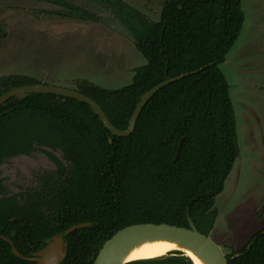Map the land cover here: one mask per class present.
I'll use <instances>...</instances> for the list:
<instances>
[{"label": "trees", "instance_id": "16d2710c", "mask_svg": "<svg viewBox=\"0 0 264 264\" xmlns=\"http://www.w3.org/2000/svg\"><path fill=\"white\" fill-rule=\"evenodd\" d=\"M59 16L97 22L119 17L136 38L145 63L130 83L106 89L87 79L74 89L92 98L117 129H125L140 96L166 78L192 72L158 89L134 129L115 136L84 102L29 93L0 104V164L41 150L55 169L35 173V184L8 194L0 179V235L26 257L52 236H64L60 264H92L117 230L138 223H166L209 235L223 190L239 153L224 62L244 22L241 0H164L153 21L124 0H40ZM42 83L25 75L0 76V94ZM111 140V141H110ZM182 140L178 155L175 153ZM60 153V158L54 152ZM228 264H264V227L225 253ZM0 264H35L11 253L0 238ZM124 264H192L181 252Z\"/></svg>", "mask_w": 264, "mask_h": 264}, {"label": "rangeland", "instance_id": "374dc122", "mask_svg": "<svg viewBox=\"0 0 264 264\" xmlns=\"http://www.w3.org/2000/svg\"><path fill=\"white\" fill-rule=\"evenodd\" d=\"M124 1L157 21L164 0ZM241 9L239 36L219 65L229 84L239 148L214 201L210 237L225 253L264 227V0H241ZM58 10L40 0H0V76L25 75L69 88L76 79L106 89L130 83L133 68L145 63L134 44L99 21L62 17ZM54 169L46 153L35 150L3 161L0 179L15 194L35 184V173Z\"/></svg>", "mask_w": 264, "mask_h": 264}, {"label": "water", "instance_id": "95a60500", "mask_svg": "<svg viewBox=\"0 0 264 264\" xmlns=\"http://www.w3.org/2000/svg\"><path fill=\"white\" fill-rule=\"evenodd\" d=\"M98 21L113 30L115 33L128 39L133 44L136 43V38L128 27L120 20L119 17L105 16L100 17ZM192 72L181 73L175 77L166 78L165 80L154 85L151 89L144 92L137 102L125 129H117L109 121L99 104L92 98L78 92L74 88L59 86L49 83H35L13 87L0 94V104L10 97L21 99L29 93L55 94L64 97L74 98L80 102H84L98 115L103 126L107 128L112 135L126 136L133 129L135 121L142 110L143 106L148 102L152 95L165 84L180 79ZM111 141V140H110ZM182 140L177 147L175 158L178 155ZM188 227L169 225L166 223H138L125 226L117 230L109 239H107L97 254L93 258L92 264H124L132 260H123L125 252L139 240H147L150 238H160L171 240L177 245L190 252L199 262V264H228L223 247L218 245L209 235H204L199 232L193 221L188 217ZM89 223H79L68 227L63 233H59L45 241V245L39 250L33 252L31 256L26 257L21 255L14 247L12 241L0 235V238L7 241L11 246V253L15 256L32 261L35 264H60L66 255L67 241L64 236L74 229L88 226ZM182 249H174L172 251L181 252L186 256L192 264H196L193 258L185 253ZM171 252V251H169ZM167 252V253H169ZM165 253V254H167ZM163 254V255H165ZM162 256V255H160ZM159 257V256H157ZM137 260V259H133Z\"/></svg>", "mask_w": 264, "mask_h": 264}, {"label": "bare ground", "instance_id": "6f19581e", "mask_svg": "<svg viewBox=\"0 0 264 264\" xmlns=\"http://www.w3.org/2000/svg\"><path fill=\"white\" fill-rule=\"evenodd\" d=\"M174 249L184 250L181 246L167 239L150 238L147 240H139L125 252L123 260L154 258ZM184 251L193 258L196 264H199L197 259L190 252Z\"/></svg>", "mask_w": 264, "mask_h": 264}, {"label": "flooded vegetation", "instance_id": "af4514ba", "mask_svg": "<svg viewBox=\"0 0 264 264\" xmlns=\"http://www.w3.org/2000/svg\"><path fill=\"white\" fill-rule=\"evenodd\" d=\"M102 14H104V15L101 16ZM105 14H106V15H105ZM105 16H109V15H108L107 13L102 12V13L99 14L98 19H99L100 17H105ZM262 210H263V207H261V208L259 209L258 213L261 214ZM259 214H258V215H259Z\"/></svg>", "mask_w": 264, "mask_h": 264}]
</instances>
